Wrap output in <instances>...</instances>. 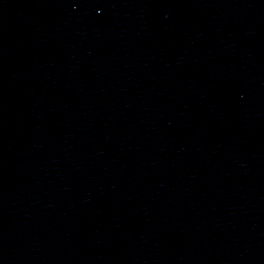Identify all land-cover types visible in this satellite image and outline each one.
I'll list each match as a JSON object with an SVG mask.
<instances>
[{
	"label": "water",
	"instance_id": "1",
	"mask_svg": "<svg viewBox=\"0 0 264 264\" xmlns=\"http://www.w3.org/2000/svg\"><path fill=\"white\" fill-rule=\"evenodd\" d=\"M0 264H264V0H0Z\"/></svg>",
	"mask_w": 264,
	"mask_h": 264
}]
</instances>
